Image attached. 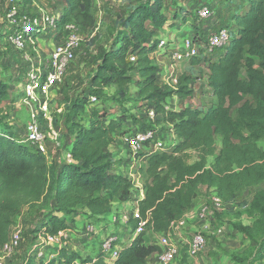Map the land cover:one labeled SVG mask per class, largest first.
Wrapping results in <instances>:
<instances>
[{
  "label": "trees",
  "instance_id": "obj_1",
  "mask_svg": "<svg viewBox=\"0 0 264 264\" xmlns=\"http://www.w3.org/2000/svg\"><path fill=\"white\" fill-rule=\"evenodd\" d=\"M16 1L28 7L35 0ZM93 1L60 0L55 26L65 29L66 24H72L83 31L96 28ZM219 1L228 8L231 5L227 45L217 54L201 51L185 59L195 72H180L174 86L159 84V66L152 53L159 52L164 26L188 20L186 8L176 5L180 11L168 14L169 2L140 0L119 17L120 30L112 43L96 48L95 72L87 92L70 102L69 160L48 161L37 146L20 142L19 133L4 115L3 102L9 93L7 83L0 79V251L24 207L40 211V220L30 231L35 239L39 233L54 235L67 229L68 217L104 216L116 204L137 200L138 217L130 211L127 225L135 228L139 219H147L145 231L122 246L113 263L106 262L99 252L82 255L79 249L62 246L51 258L40 257L38 262L30 258L27 264H147L160 251L152 232H163L183 217L205 187L215 190L223 202L239 206L216 213L217 218L229 209H235L236 217L245 214L252 218L250 224H233L248 245L231 252L229 264H264V150L259 146L264 140V0ZM197 9L188 11L194 16L190 36L199 40L206 34L197 22ZM39 27L33 26L21 37H35ZM129 54L135 55L134 61L128 60ZM202 77L208 87L204 106H166L169 97H191L196 80ZM107 88H113L112 96L103 94ZM90 94L96 96L97 103L90 102ZM109 99L119 107L117 111H110ZM128 103L146 115L152 110L159 127L170 129L177 139L168 150L134 155L132 173L139 176L141 187L119 171L123 162L110 149L117 138L131 131ZM147 127L151 126L140 129ZM191 152L196 153L192 162ZM137 187L141 198L139 190L133 193ZM245 191L249 198L242 197Z\"/></svg>",
  "mask_w": 264,
  "mask_h": 264
},
{
  "label": "rangeland",
  "instance_id": "obj_2",
  "mask_svg": "<svg viewBox=\"0 0 264 264\" xmlns=\"http://www.w3.org/2000/svg\"><path fill=\"white\" fill-rule=\"evenodd\" d=\"M137 1L140 0H94L93 7L97 19V27L86 31L76 30L79 43L74 50L73 57L65 63L61 79L52 84L46 94L36 93L33 98H29L24 90L27 83V73H31L40 66H48L51 62V54L58 46L66 44L69 35L68 30L58 28L53 22V19L57 17L62 8L60 0H35L28 7L20 6L19 2L16 0H0V79L7 83V90L9 93L8 99L3 102V110L6 120L12 126L11 128L13 131L19 133L21 138L20 142L25 140L23 138L25 126L31 119L32 114L38 115L42 130L45 134L44 153L48 161L54 160L61 162L66 159L67 146L70 140L67 133V126L72 121L69 119L71 116L70 102L75 98H81L82 94L87 92L88 81L95 72V54L97 46L101 44L110 45L112 43L113 37L120 30V26L118 25L119 17H124L129 11L130 6ZM215 1L218 2V9L211 8V10L212 12L214 11V16L217 10V13H219L218 17H220L222 21L221 26H226L229 22V9H231V5H228L230 6L228 8L227 5H221L219 0H164V2H169L171 4L170 8L167 10L168 14H170L172 10L176 11V5L183 6L186 8L185 15L188 20L186 22L178 20L177 23H173L174 26L172 27L166 25L165 28H162L164 34H159V37L164 36L166 42L170 43V37L180 38L186 34H190V22L194 20V16L188 10L200 8L202 5L206 4V2L213 4ZM236 3L238 4L239 2L236 1ZM237 8L239 10V7ZM179 11L180 9H177V12ZM212 20L213 16L208 19L197 18V22L202 25L204 29L209 27V23H212ZM35 25L40 26V30L35 33V37H32V35L29 37L26 36L25 38L21 37V33ZM213 28L214 27L211 26L210 30ZM15 39L17 41H15ZM166 48L167 46L161 49V52L152 53L158 66H165L172 63L171 55L167 56L163 53ZM219 51H222V48H220ZM173 66L176 68V74L188 70L187 60L175 62ZM168 77L169 76L163 77V79L159 81L164 84L166 80L168 81ZM132 88V86H129V91H131ZM195 89V94L191 102L189 99L185 101L190 106H204L207 102L206 93L203 94L204 91L202 88L198 90L197 86ZM103 91H105L103 92L105 96H112L114 94V90L112 92H109L107 89ZM44 99L47 100V110L46 115L43 113V116L40 112L39 102ZM107 104L112 112L117 111L119 108L114 105V102L110 99ZM171 105L174 106V103H171ZM125 106L131 113L128 123L131 130H133L134 127L141 128L142 125L151 127L153 125L160 126L157 122L151 121L145 112L132 107L133 104L128 103L125 104ZM165 129L168 132V129ZM53 133H55L56 139L49 137V134L53 136ZM219 145V140L217 139V150ZM259 146L264 149V140L259 141ZM114 150L118 153L116 154V158L123 162L119 171L134 178L136 186L141 187L139 176L132 173L135 154H130L129 149L125 145L124 137L119 139L117 147H115ZM195 158L196 153L191 152L189 161L192 162ZM211 160L212 157L208 156L207 161L210 162ZM138 187L133 191L134 195L137 193V190H139ZM208 194L209 193L200 194L195 205L207 198ZM242 197L246 199L250 196L249 193L245 191ZM126 210L127 213L130 212L129 207H127ZM229 210L231 211H224L223 215L226 222L233 226L235 222H238L236 221V211L235 209ZM39 213L40 211L37 209L28 207H24V209L18 213L14 227L20 228L21 241L9 256H5L3 251H0V264H27L30 258L33 259V261L35 260L34 262H38V255L35 250H33V245L38 241V238L34 239L30 231L34 224L39 222L41 217ZM213 224V221H211V225ZM88 229L90 230V228ZM85 231L86 230L83 228L81 235H85ZM87 232L90 231L87 230ZM225 235L230 236V239H233L232 237L235 238V235L231 233ZM117 236L118 240L116 243L119 246H124L122 244L123 238H121L120 234H117ZM128 237L126 238L127 240ZM47 246H49L50 252L55 251L54 245ZM61 246L65 245L61 244ZM45 247L46 246H43L42 250H44ZM74 247L77 249L81 248L82 242L76 240ZM46 259L48 258H45V260Z\"/></svg>",
  "mask_w": 264,
  "mask_h": 264
},
{
  "label": "built area",
  "instance_id": "obj_3",
  "mask_svg": "<svg viewBox=\"0 0 264 264\" xmlns=\"http://www.w3.org/2000/svg\"><path fill=\"white\" fill-rule=\"evenodd\" d=\"M196 13L200 19H208L211 16H214V11L212 12L208 5L201 6L197 9ZM54 21L55 18L53 19V22ZM65 29L69 32L66 44L58 46L51 54L50 64L48 66H40L31 73H27V83L24 90L29 98H33L36 93L46 94L49 91L50 86L61 79L65 63L73 57L74 50L79 43V38L76 34L77 29L72 24H66ZM16 39L15 41H17ZM228 39L229 30L227 26H220L217 29L207 31L206 37L199 40L194 39L190 36V34H186L180 38L171 40L170 43H167L165 37L160 36L158 44L159 52L167 46L165 50L167 51L168 49L172 60L171 64L163 66L165 72L164 78L169 76L166 83L171 86H174L177 83L178 74H176V68L173 66L175 62L197 56L201 53V51L203 54H217L220 48L223 49L227 45ZM127 58L130 61H134L135 55L129 54ZM163 67L161 68L162 70ZM160 74L159 68L158 76H160ZM195 87L196 85H194V90H196ZM194 94L191 97L184 98V103H186L185 105H188L185 100L189 99L191 102ZM89 99L91 103L98 102L94 94H90ZM166 106L173 108L169 98L167 99ZM39 107L42 115L43 113L46 115L47 100L44 99L39 102ZM147 116L151 121H154L156 114L152 110H149L147 112ZM49 137L56 139L55 133H53V136L49 134ZM23 138L25 139L24 141L37 146L42 152L45 151V134L42 130L38 115L32 114L31 119L25 126ZM124 140L130 154L133 155L139 151L149 153L155 150H168L177 142L174 133L170 129H168L167 132V130L159 126L147 127L145 129L136 127L125 134ZM69 158L70 152L67 149L66 159L69 160ZM133 202H137V200ZM229 207L236 208L237 206L234 205V202H223L217 196L215 190L212 189V191L208 194V197L205 200L198 202L195 210L191 213L194 218L203 222V225L197 226L195 229L188 231L186 227L188 225L189 218L186 212L180 219L172 221L167 230L160 233L152 232V239L160 247V251L153 257H155L160 264H173L178 259L180 252L184 247H186V253L189 257L198 256L207 244L208 232H212L216 235H223L225 233L224 226H218L216 228L211 226L212 214L215 212H222ZM113 208L115 210H113L110 215L112 221L117 219L127 224L129 213H123L124 208H121L120 204L114 205ZM129 211L132 212L133 217H138L137 208L130 209ZM146 223L147 219H139L135 228L128 226L130 238L132 239L137 234L145 231ZM88 228H90V230ZM92 228L93 226L88 224L84 228V230H86L84 234L87 233V230L91 231ZM64 237H66V229L60 230L54 235L39 233L37 236L38 241L33 245V250H35L38 255L37 258H51L54 256L57 250L55 252H50L51 250H49V246L47 245H54L55 249L60 248L61 244H63ZM117 240V234H108L99 242V253L108 263H113L122 247V245L119 246L116 243ZM20 241L21 230L20 228L13 227L9 240L4 244L1 251H3L5 256H9L19 245ZM43 246H46L44 250H42Z\"/></svg>",
  "mask_w": 264,
  "mask_h": 264
},
{
  "label": "crops",
  "instance_id": "obj_4",
  "mask_svg": "<svg viewBox=\"0 0 264 264\" xmlns=\"http://www.w3.org/2000/svg\"><path fill=\"white\" fill-rule=\"evenodd\" d=\"M214 9H218V2L215 1L213 4L210 5ZM189 11H191L189 9ZM219 13L213 16L212 23L210 22L209 27L207 29H204L202 26L203 33L206 34L207 31H210L211 26L214 27L213 29H216L217 27H220L222 24V21L220 17H218ZM229 24V22H228ZM166 26H164L165 28ZM212 29V30H213ZM207 30V31H206ZM162 34L163 30L161 29ZM171 40L177 39V38H171ZM165 55H170L166 50L163 52ZM162 54V53H161ZM163 66H159L160 68V76H158V82L162 85V83L159 81L163 79L164 77V67L163 70L161 69ZM187 71L189 72H195V69L193 67L188 66ZM160 77V78H159ZM166 83V82H164ZM195 85L198 87V90L202 88L204 91L203 94L207 95L208 93V87L206 85V78H198L195 82ZM109 92L113 91V88H107ZM204 95V96H205ZM169 100L171 103H174L173 108L178 109L182 106H184L186 103H184V99L177 98L176 96L169 97ZM121 138H117L113 144H111L110 149L115 151V147H117L118 141ZM261 148V147H260ZM262 149V148H261ZM264 150V149H263ZM212 189H207L203 187L201 189V192L203 194L210 193ZM140 192V189H139ZM138 197H142V192L138 194ZM196 204V203H195ZM193 205L191 209L187 212L189 221L186 229L188 231L195 229L197 226L203 225V222L197 220L194 218L191 213L195 210L196 205ZM119 205V204H117ZM121 208H124L123 213H126V208L129 207L130 209H133L136 205V202L129 201L125 203H121ZM113 210H115L113 208ZM109 212L108 214L104 216H86L82 214H78L72 217H68L69 226L66 229V237L63 238V245L68 247L69 249H77L74 247L75 241L82 242V247L79 248V252L82 255H91L95 256L98 252V245L100 240L107 234H120L121 238H123V245H126L128 242H130V234L128 232V225L122 222L121 220H113L111 219V214L113 212ZM215 212L212 214L211 221H213L214 226H224L225 227V233L223 235H216L212 232L207 233V244L205 248L200 252L198 256L195 257H189L186 254V250L183 249L180 252V255L178 259L173 264H229L231 262L230 260V253L233 251L241 250L245 246L248 245V240L244 239L242 234L235 229L234 225H229L226 220L224 219L223 213L220 218L216 217ZM220 213V212H219ZM236 221L246 225L250 224L252 221V218L246 216L245 214H242L238 217H236ZM88 224H91L93 226V229L90 232H87L85 235H81L83 228H85ZM127 225V226H126ZM213 227V225H211ZM231 233L235 235V238L230 239V236H226L225 234ZM129 235V240L126 238ZM127 242V243H126ZM147 264H160L155 257H151Z\"/></svg>",
  "mask_w": 264,
  "mask_h": 264
}]
</instances>
